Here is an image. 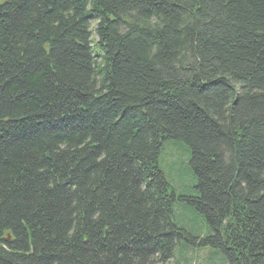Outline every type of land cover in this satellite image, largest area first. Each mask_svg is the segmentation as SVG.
<instances>
[{
	"label": "trees",
	"instance_id": "trees-1",
	"mask_svg": "<svg viewBox=\"0 0 264 264\" xmlns=\"http://www.w3.org/2000/svg\"><path fill=\"white\" fill-rule=\"evenodd\" d=\"M190 250L264 264V0H0V264Z\"/></svg>",
	"mask_w": 264,
	"mask_h": 264
},
{
	"label": "rangeland",
	"instance_id": "rangeland-1",
	"mask_svg": "<svg viewBox=\"0 0 264 264\" xmlns=\"http://www.w3.org/2000/svg\"><path fill=\"white\" fill-rule=\"evenodd\" d=\"M189 152L187 148L180 144L179 142L169 141L166 145L162 146L161 152L159 154L158 159V167L159 169L166 175L168 180L172 181V183L181 184V179L173 178L169 173H175L178 171L179 173H183V167L189 160ZM184 187V184L182 185ZM190 254L192 255L191 264H206L208 260L209 252L207 250H190ZM212 258H215V254H211ZM178 260V257L175 256L169 264H175Z\"/></svg>",
	"mask_w": 264,
	"mask_h": 264
}]
</instances>
